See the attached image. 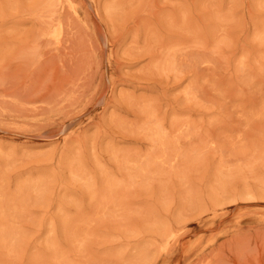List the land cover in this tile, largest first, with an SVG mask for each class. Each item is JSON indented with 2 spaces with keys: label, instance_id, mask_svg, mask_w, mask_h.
Instances as JSON below:
<instances>
[{
  "label": "rangeland",
  "instance_id": "374dc122",
  "mask_svg": "<svg viewBox=\"0 0 264 264\" xmlns=\"http://www.w3.org/2000/svg\"><path fill=\"white\" fill-rule=\"evenodd\" d=\"M0 264H264V0H0Z\"/></svg>",
  "mask_w": 264,
  "mask_h": 264
}]
</instances>
